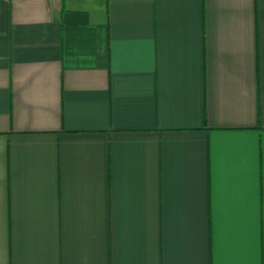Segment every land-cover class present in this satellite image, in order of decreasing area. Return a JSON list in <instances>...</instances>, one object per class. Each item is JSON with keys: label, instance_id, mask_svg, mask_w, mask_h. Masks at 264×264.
Returning <instances> with one entry per match:
<instances>
[{"label": "crops", "instance_id": "1", "mask_svg": "<svg viewBox=\"0 0 264 264\" xmlns=\"http://www.w3.org/2000/svg\"><path fill=\"white\" fill-rule=\"evenodd\" d=\"M0 264H264V0H0Z\"/></svg>", "mask_w": 264, "mask_h": 264}]
</instances>
